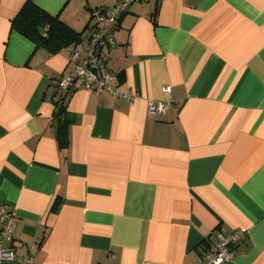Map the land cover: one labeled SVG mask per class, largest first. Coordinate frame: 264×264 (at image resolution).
<instances>
[{"label": "crops", "instance_id": "1", "mask_svg": "<svg viewBox=\"0 0 264 264\" xmlns=\"http://www.w3.org/2000/svg\"><path fill=\"white\" fill-rule=\"evenodd\" d=\"M0 0V204L35 264H195L218 234L228 264H264V0H138L102 50L126 102L76 85L59 148L58 80L109 0H30L77 33L50 54ZM169 87V93L163 89ZM170 105L163 117L147 103Z\"/></svg>", "mask_w": 264, "mask_h": 264}, {"label": "built area", "instance_id": "2", "mask_svg": "<svg viewBox=\"0 0 264 264\" xmlns=\"http://www.w3.org/2000/svg\"><path fill=\"white\" fill-rule=\"evenodd\" d=\"M110 7L95 12V24L91 28L89 37L80 48L70 53L73 63L72 71L62 76L57 82L55 98L58 101L66 99L70 91L80 85L84 90L96 95L107 94L121 98L126 102H133L136 95L122 93L115 86L114 75L106 66L102 57L105 47L113 46L112 31L129 7L138 0H109ZM169 93V87L163 89ZM170 105L165 102L147 103L146 114L163 117ZM15 215L12 209L0 204V264H35L29 256H17L13 247V229ZM246 233L237 229L229 234H218L215 242L202 251L195 264H228L233 258L234 247L245 238Z\"/></svg>", "mask_w": 264, "mask_h": 264}, {"label": "trees", "instance_id": "3", "mask_svg": "<svg viewBox=\"0 0 264 264\" xmlns=\"http://www.w3.org/2000/svg\"><path fill=\"white\" fill-rule=\"evenodd\" d=\"M10 29L29 40L35 47H42L50 54L58 53L69 47H75L83 40L81 33L73 31L62 23L58 17L49 15L30 0L23 4L10 21ZM64 101L65 99L58 101L55 98L54 100L55 116L59 120L57 143L61 149L67 146L66 127L71 121L65 112Z\"/></svg>", "mask_w": 264, "mask_h": 264}]
</instances>
